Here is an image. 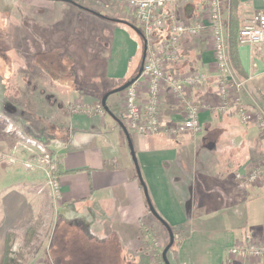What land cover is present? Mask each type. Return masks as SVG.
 Wrapping results in <instances>:
<instances>
[{
    "label": "crops",
    "instance_id": "obj_1",
    "mask_svg": "<svg viewBox=\"0 0 264 264\" xmlns=\"http://www.w3.org/2000/svg\"><path fill=\"white\" fill-rule=\"evenodd\" d=\"M19 2L39 19L36 30L38 27L40 32L36 31V37L41 44L35 54L41 53L44 45L62 61L73 62L70 72H66L67 79L50 76L59 86L55 97L70 102L62 123L68 127V137L53 149L65 173L58 183L54 182L60 195L54 232L30 264H160L155 236H161L162 230L157 219L149 216L127 137L106 112L90 113L104 93L123 85L138 72L141 39L129 26L107 19L131 21L134 16L116 0ZM206 6V0L186 4L170 0L167 9L193 24L205 16ZM259 13H264V0H239L240 27ZM223 17L230 24L229 0L223 3ZM25 40L23 51L28 53L30 41ZM180 49L183 60L173 65L170 72L198 71L207 78L201 87L186 91L188 98L204 104L200 112L201 133H131L154 207L170 226L184 227L178 235L180 244L173 247L176 252L169 257L170 263L262 264L244 254L232 256L230 250L244 241L264 243V178L254 185L243 184L237 178L264 161V140L254 121L241 120L234 99L225 113L220 112L222 97L216 85L218 68L210 31L198 37L183 36ZM43 57L41 53L39 59ZM239 57L249 79L243 80L233 68L235 78L257 88L264 96V57L255 54L249 45L239 46ZM40 75H45L41 69ZM121 96L123 92L119 93ZM142 96H146V89ZM112 97L109 103L114 110ZM6 100L14 104L18 101L13 97ZM22 101L16 103L17 107L27 109ZM76 107L85 112L76 113ZM182 112V104L167 86L162 122L174 124L183 118ZM120 113L123 120V111ZM8 133L0 122V155L17 145L13 140L16 136ZM14 185L10 179L4 181L0 192V261L8 232L23 229L46 212L45 204L29 193L28 185ZM61 247L57 261L58 254L54 253Z\"/></svg>",
    "mask_w": 264,
    "mask_h": 264
},
{
    "label": "rangeland",
    "instance_id": "obj_2",
    "mask_svg": "<svg viewBox=\"0 0 264 264\" xmlns=\"http://www.w3.org/2000/svg\"><path fill=\"white\" fill-rule=\"evenodd\" d=\"M23 6L19 0H0V122L8 130V134L11 137L16 136L13 140L17 141V145L13 147L12 151H7L0 155V192L2 193L3 191V182L10 179L11 183H15L14 186H22L21 184H24L25 187L28 185L29 193L41 198V201L46 206V212L39 218L41 226L38 229L37 236L31 237L32 239L28 244L24 241L28 235L24 238V233H19L14 238L13 250L21 255L19 264H30L32 260L36 259L37 254L35 255L34 252L36 248L47 243L54 232V214L60 195L58 186L51 180V172L54 169L52 164L55 160L53 149L56 148L58 142L62 143L68 137V127L63 126L62 123L65 121V112H68V108H70V102L59 101L55 97L54 94L59 91V86L52 82L50 76L52 75L56 79H67L68 75L66 72H70V66H73V62L62 61L48 52L44 45L40 50L45 58L39 59L41 53L35 54L36 48L41 44L39 37H36V31L40 32V28L38 29L37 27L36 30V21L39 19L34 11ZM131 21H134V18ZM228 33L230 34L229 27ZM26 38L30 41L27 43L28 53L23 51L25 50ZM12 48H14V51L9 50ZM141 57L142 49L139 62H137V64L139 63L138 65H140ZM39 69L43 70L44 77L39 76ZM233 76H235L234 70ZM3 77H7L8 80H3ZM236 81L238 80L236 79ZM238 82L240 83V90H237L235 94L239 99L240 105L237 113L241 111L239 108L251 112H259L261 108L251 92V86L245 84L244 81ZM9 83L12 86H9ZM232 83L235 84L234 81ZM90 84L95 86L96 83ZM90 84H87L88 88ZM20 87H22L21 90ZM124 92L123 96L119 97L118 93L111 99L112 104L115 105L114 110L118 117H120V112L123 111ZM8 97L17 98L18 101L15 104L7 102L6 99ZM102 98L98 101L101 102ZM20 100H23L22 102L24 103L26 102L27 109L21 107V110L17 107ZM22 105L24 104L22 103ZM72 105L74 106V104ZM252 118H254L253 115ZM22 119H24V122L27 121V124L18 122ZM255 123L258 125L257 122ZM20 125H22V130ZM258 128L262 131L259 125ZM149 216L154 219L153 215ZM155 222L162 230L161 236L155 234L156 242H161V245L159 243V246H157L160 250L157 255L162 258L163 249L169 243V233L157 220ZM61 229L60 227V235L63 230ZM71 234L74 235V232H71ZM175 252V249L172 248L168 252L169 257H172ZM59 256L57 255L56 257L57 261ZM51 257H53L52 254ZM250 259L258 262L255 258ZM160 264H164L163 260Z\"/></svg>",
    "mask_w": 264,
    "mask_h": 264
},
{
    "label": "built area",
    "instance_id": "obj_3",
    "mask_svg": "<svg viewBox=\"0 0 264 264\" xmlns=\"http://www.w3.org/2000/svg\"><path fill=\"white\" fill-rule=\"evenodd\" d=\"M116 1L129 9L137 20V27L142 30L148 41L143 73L134 84L129 86L125 92L123 91V119L131 133L154 135L166 132L172 136L183 133L195 135L201 133L200 112L204 104L188 98L186 91L201 87L207 80L206 76L198 71L177 70L172 72L173 74L170 72L173 65L176 66L183 60L180 44L182 37L187 35L198 37L201 33L210 31L218 68L216 85L222 97L220 112L225 113L229 102L233 99L235 105L239 107L237 95L234 96L235 98L230 95L240 90V83L236 81L235 76L232 77L229 24L223 17L225 0H206L205 16L193 24L181 20L173 11L167 9L170 0ZM174 1L186 4L191 0ZM238 38L240 45H249L255 54L264 57V13H259L246 21L239 30ZM167 86H170L183 108V118L171 125L162 122L163 93ZM143 89H146L145 97L142 96ZM239 110L241 111L238 115L243 122L255 120L254 122H257L260 129L264 130L262 109L259 112L240 108ZM237 178L243 184L259 183L264 178V161L252 165L246 173L238 174ZM156 243L159 246V242ZM230 254L232 256L244 254L264 264V243L240 242L231 248Z\"/></svg>",
    "mask_w": 264,
    "mask_h": 264
},
{
    "label": "trees",
    "instance_id": "obj_4",
    "mask_svg": "<svg viewBox=\"0 0 264 264\" xmlns=\"http://www.w3.org/2000/svg\"><path fill=\"white\" fill-rule=\"evenodd\" d=\"M229 5H230L229 49H230L231 62H232L233 68L235 69V71L241 77H243L244 79H249L248 75L245 73V71H244V69L242 67L241 60H240V57H239V46H240V43H239L238 34H239V30L241 28L240 27V22H239V17H238L239 0H229ZM128 22L132 23L135 26H137V24H138L136 18H134V21L128 20ZM131 30L133 32H135L133 29H131ZM142 48H143V44H142ZM251 92L255 96L257 102H259V104L261 105L262 113L264 115V96L262 95L261 92H259V90L257 88H254V87H251ZM106 93H104L103 96ZM112 96L113 95H111L110 97H112ZM110 97L108 98L107 104H108L110 110L116 115L115 110H112V108L110 106V103H109ZM96 105L97 106H95V108L93 110H90V113H95L96 114V113H98L100 111H102L103 113H105V111L102 108L101 102H98V104H96ZM75 112L78 113V114H82V113L85 112V110L84 109H75ZM21 122L23 123L24 122V119H22ZM123 122H124V119H123ZM260 137L264 140V130L260 131ZM52 165L54 166V169L51 172V180L53 182H55V183H58L60 177L62 175H64V173H65L63 171V166H62V162H61L60 158H56L53 161V164ZM149 213L151 214L150 211H149ZM39 218L36 219V220H34L33 222H31L30 224H28L26 227H24L21 230H14V231H9L8 232L7 238H6L5 252H4V255H3V257H2V259L0 261V264H19L21 255H20V253L15 252L13 250L14 238L19 233L20 234L24 233L25 234L23 236L24 238H25L26 235H28L27 238L24 239L25 243L28 244L30 242V240L32 239L31 237H33V236H35L37 234L38 229L41 226V220ZM183 228L184 227H182V229H181V227H178V228L172 227V229L174 231V234H175V243H174V246L180 244L178 235L183 230ZM41 246L43 247V245H41ZM41 246L38 247V248H36V250L34 251L35 252V255L38 254L41 251V249H42ZM58 249L55 251V253L53 252L55 255L58 254L59 252H61L63 248L61 247L59 250ZM57 251H58V253H57ZM58 255H60V254H58ZM168 257H169V254H168ZM157 260H158V262L162 263L161 256H157Z\"/></svg>",
    "mask_w": 264,
    "mask_h": 264
},
{
    "label": "water",
    "instance_id": "obj_5",
    "mask_svg": "<svg viewBox=\"0 0 264 264\" xmlns=\"http://www.w3.org/2000/svg\"><path fill=\"white\" fill-rule=\"evenodd\" d=\"M90 11V10H89ZM99 16H102L104 18H107L101 14L98 13ZM109 20H113L122 24H125L127 26H129L131 29H133L135 31V33L140 37L142 44H143V48H142V57H141V62L139 65V69L137 74L131 78L130 80H128L127 82H125L123 85L108 91L102 98L101 101V105L103 110L109 115L111 116L122 128L123 132L125 133L126 137H127V141L130 147V151H131V155L133 158V161L135 163L136 166V170H137V175L138 178L140 180V183L143 187L144 190V194L147 200V204L149 207V211L151 212V214L160 222L164 225V227L167 229L168 233H169V243L167 244V246L164 248L163 252H162V260L164 264H171L169 259H168V252L170 251V249L174 246L175 243V234L174 231L172 229V227L169 225L168 222H166L161 215L157 212L156 208L154 207L150 194H149V190L147 188V185L145 183V181L143 180L142 174H141V170H140V166H139V162L136 156V152H135V147H134V143H133V139L131 136V132L128 130L127 126L125 125V123L123 122V120L119 117H117L109 108L107 101L108 98L111 95L114 94H118L121 93L123 91H125L129 86H131L132 84H134L142 75L143 70H144V63H145V59L147 56V51H148V41L144 35V33L142 32L141 29H139L137 26L133 25L132 23L126 21V20H121V19H111V18H107Z\"/></svg>",
    "mask_w": 264,
    "mask_h": 264
}]
</instances>
